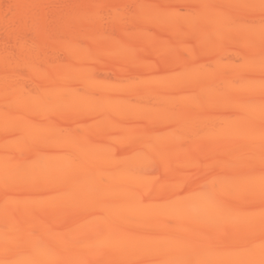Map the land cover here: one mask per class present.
<instances>
[{
    "label": "bare ground",
    "instance_id": "obj_1",
    "mask_svg": "<svg viewBox=\"0 0 264 264\" xmlns=\"http://www.w3.org/2000/svg\"><path fill=\"white\" fill-rule=\"evenodd\" d=\"M0 264H264L261 0H0Z\"/></svg>",
    "mask_w": 264,
    "mask_h": 264
},
{
    "label": "snow or ice",
    "instance_id": "obj_2",
    "mask_svg": "<svg viewBox=\"0 0 264 264\" xmlns=\"http://www.w3.org/2000/svg\"><path fill=\"white\" fill-rule=\"evenodd\" d=\"M261 2H262V5H264V0H261Z\"/></svg>",
    "mask_w": 264,
    "mask_h": 264
}]
</instances>
